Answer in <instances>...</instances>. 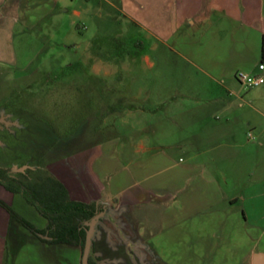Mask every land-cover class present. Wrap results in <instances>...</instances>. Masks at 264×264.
<instances>
[{
	"label": "crops",
	"instance_id": "0c3cea01",
	"mask_svg": "<svg viewBox=\"0 0 264 264\" xmlns=\"http://www.w3.org/2000/svg\"><path fill=\"white\" fill-rule=\"evenodd\" d=\"M58 1L0 0V63L18 62L16 33L34 26L36 15H51ZM100 3L119 11L144 37L131 45L138 51L129 53L119 39L93 42L86 53L92 74L111 77L136 63L151 69L180 64L186 73L155 78L185 81L171 103L189 101L173 105L169 118L152 117L155 127L146 134V116L167 113L169 105L163 101L149 111L136 98L146 92L108 89L112 116L133 122L132 134L96 125L74 139H49L31 159L71 201L102 210L88 264H264V83L241 98L236 80L239 72L264 78L258 68L264 65V0ZM149 50L177 58L152 59ZM101 64L119 67L106 72ZM16 111L0 103V119L12 122ZM2 130L0 166L29 163L3 154L1 144L13 137ZM154 132L160 136H150ZM0 202L35 229L50 230L21 195L0 186ZM82 224L76 220L73 243L51 244L0 205V264H81Z\"/></svg>",
	"mask_w": 264,
	"mask_h": 264
},
{
	"label": "rangeland",
	"instance_id": "374dc122",
	"mask_svg": "<svg viewBox=\"0 0 264 264\" xmlns=\"http://www.w3.org/2000/svg\"><path fill=\"white\" fill-rule=\"evenodd\" d=\"M34 22V26L16 33L14 44L18 62L0 63V103L17 110L12 122L0 119L3 134L13 137H7L8 141L13 139L8 145L1 144L3 154L12 153L19 160H30L41 155L49 139H54V143L74 139L81 130L84 133L96 125H101L103 132L113 126V131L132 134L137 128L133 122L125 125L120 118L112 116L115 110L110 104L113 99L108 97V89L134 94L140 90L146 92L147 95L143 93L136 98H141L149 111L154 112L159 103L169 105L167 113L155 111L146 116L143 126L146 134L155 127L152 117L160 114L169 118L173 105L188 103L183 97L171 103L185 81L155 78L157 73L162 76L186 73L180 64L158 63L151 69L145 63H136L128 65L127 71L120 68L119 74L111 77L92 74V64L86 53L93 42L107 44L119 39L129 53L138 51L131 45L144 37L137 26L100 0H59L52 7L51 15H36ZM150 52L152 59L162 55L166 58L177 56L174 53L161 55L159 50ZM100 67L107 72L115 71L119 65L101 64ZM252 89L238 83L241 98ZM215 118L220 116L216 113ZM150 134L152 137L159 135Z\"/></svg>",
	"mask_w": 264,
	"mask_h": 264
},
{
	"label": "trees",
	"instance_id": "16d2710c",
	"mask_svg": "<svg viewBox=\"0 0 264 264\" xmlns=\"http://www.w3.org/2000/svg\"><path fill=\"white\" fill-rule=\"evenodd\" d=\"M33 162L38 161L30 159L29 163L14 168L0 166V186L8 192L21 195L29 204L34 206L48 220L50 230L45 232L37 230L17 216L10 207L2 202L0 205L26 229L51 244L73 243L75 241L74 232L78 229L76 220L77 222L82 221L81 238L84 242L88 223L102 210H98L94 203L86 204L71 201L65 189L58 182L45 175L43 166Z\"/></svg>",
	"mask_w": 264,
	"mask_h": 264
},
{
	"label": "water",
	"instance_id": "95a60500",
	"mask_svg": "<svg viewBox=\"0 0 264 264\" xmlns=\"http://www.w3.org/2000/svg\"><path fill=\"white\" fill-rule=\"evenodd\" d=\"M101 215H102V213L95 215L91 219V221L88 223V229H87L86 234H85L81 264H88V258H89V253H90V249H91L92 237H93L94 232H95V225H96V223H97V221ZM260 264H262V263H260Z\"/></svg>",
	"mask_w": 264,
	"mask_h": 264
},
{
	"label": "built area",
	"instance_id": "2783aa9c",
	"mask_svg": "<svg viewBox=\"0 0 264 264\" xmlns=\"http://www.w3.org/2000/svg\"><path fill=\"white\" fill-rule=\"evenodd\" d=\"M259 70H264V65L258 66ZM236 80L245 88H254L264 83V78L261 75H250L239 72L236 74Z\"/></svg>",
	"mask_w": 264,
	"mask_h": 264
}]
</instances>
